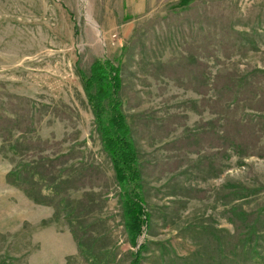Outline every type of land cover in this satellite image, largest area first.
I'll list each match as a JSON object with an SVG mask.
<instances>
[{
  "label": "rangeland",
  "instance_id": "374dc122",
  "mask_svg": "<svg viewBox=\"0 0 264 264\" xmlns=\"http://www.w3.org/2000/svg\"><path fill=\"white\" fill-rule=\"evenodd\" d=\"M104 58L150 214L136 245L78 75ZM41 157L56 205L8 182ZM248 239L264 260V0H0V264H130L141 245V264H258Z\"/></svg>",
  "mask_w": 264,
  "mask_h": 264
},
{
  "label": "trees",
  "instance_id": "16d2710c",
  "mask_svg": "<svg viewBox=\"0 0 264 264\" xmlns=\"http://www.w3.org/2000/svg\"><path fill=\"white\" fill-rule=\"evenodd\" d=\"M78 75L94 116L95 130L101 142L102 151L112 164L120 189L119 198L126 231L130 241L136 245V241L144 236L149 228L150 214L145 199L139 152L123 109L121 62H114L108 58L98 59L93 62L88 72L78 70ZM19 149L21 148L15 145L11 152L23 158L24 155L19 152ZM50 165L51 161L45 157L31 163H26L22 159L18 168L10 173L8 182L19 187L36 204L50 205L54 203L56 205L55 202L40 200V197H47V195L50 197V201L54 196L55 198L60 197L58 196L60 193L58 187L61 183H57L56 179L50 176ZM241 198L240 195L239 199ZM62 201L61 198L57 205ZM79 204L83 207L81 209H84L79 215L87 217L93 211L87 202L81 201ZM235 215L240 222L248 221L246 213L235 211ZM256 228L257 221L250 226V236L258 237ZM240 244L251 257L254 256L256 263H264V260L260 259L258 255V250L250 249V239L241 240ZM145 249V245H141L134 253L130 264H141Z\"/></svg>",
  "mask_w": 264,
  "mask_h": 264
}]
</instances>
